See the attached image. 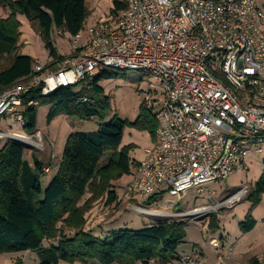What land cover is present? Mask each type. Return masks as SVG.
<instances>
[{
    "label": "built area",
    "instance_id": "2783aa9c",
    "mask_svg": "<svg viewBox=\"0 0 264 264\" xmlns=\"http://www.w3.org/2000/svg\"><path fill=\"white\" fill-rule=\"evenodd\" d=\"M125 2L118 14L71 37L72 56L56 70L34 66L22 85L0 93V143L27 141L12 130H24V111L39 104L25 98L30 93L47 97L101 70L141 72L161 88L164 100L155 114L156 142L144 151L119 202H130L127 209L150 218L171 216L162 203L161 210L153 211L131 202L152 206L165 195L203 192L208 185L226 181L235 170L240 172L252 152L263 153L264 10L260 0ZM210 245L217 255L224 249L217 238ZM231 252L226 247L218 261ZM165 264H208V260L193 249Z\"/></svg>",
    "mask_w": 264,
    "mask_h": 264
},
{
    "label": "trees",
    "instance_id": "16d2710c",
    "mask_svg": "<svg viewBox=\"0 0 264 264\" xmlns=\"http://www.w3.org/2000/svg\"><path fill=\"white\" fill-rule=\"evenodd\" d=\"M0 8L8 12L6 19H0V58L10 57L8 67L0 68V93L27 81L36 64L30 56L18 53L22 27L18 16L25 17L39 34L51 58L49 67L56 68L64 57L55 49L53 32L74 37L85 30L90 14L86 0H0ZM125 8L126 2L114 0L112 14ZM118 73L101 70L77 86L60 88L47 97L35 91L25 98L51 107L47 124L62 114L105 121L110 103L99 83ZM24 118V131H37V107L26 108ZM129 125L115 117L95 132L71 133L46 189L41 176L50 171L49 165L35 157L28 161L20 142L1 141L0 255L30 251L37 255L38 264H165L177 255L187 238L185 221L159 220L145 229L115 231L105 238L86 231V216L95 202L106 197L107 207L120 205L115 183L132 175L137 164L129 156L132 146L122 147ZM134 126L156 138L154 115H141ZM87 194L90 197L84 200ZM263 195L264 171L246 198L252 209L261 204ZM256 225L248 213L239 229L247 234ZM218 227L213 216L209 228Z\"/></svg>",
    "mask_w": 264,
    "mask_h": 264
},
{
    "label": "rangeland",
    "instance_id": "374dc122",
    "mask_svg": "<svg viewBox=\"0 0 264 264\" xmlns=\"http://www.w3.org/2000/svg\"><path fill=\"white\" fill-rule=\"evenodd\" d=\"M114 0H87L90 11L89 18L85 24V30L99 22L101 19L109 18L113 10ZM126 1V0H119ZM260 7L264 10V0H260ZM8 12L0 8V19H6ZM21 16H18V19ZM21 36L19 38V51L22 55L30 56L36 64L44 69L54 71L56 68L49 67L51 60L49 52L45 49L43 40L29 21L21 18ZM52 41L58 54L64 58L72 56L71 36L54 31ZM10 57L0 58V68L8 67ZM119 75L109 80H103L99 86L104 90V94L109 99V111L105 121L98 118L81 120L77 117H69L65 114L56 117L50 124H47V114L50 106L39 104L37 106V131L27 133L24 130L13 129L12 132L21 134L27 141L21 143L25 148L26 159L32 162L33 158L49 165L50 171H46L41 176V183L46 189L50 179L54 176L60 163L64 145L67 137L74 132H95L100 124H107L117 117L122 121H127L130 125L124 131L122 147L132 146L129 156L132 162L140 161L146 149L152 148L156 142L155 137L148 131L134 126L139 117L154 115L162 106L164 97L161 88L149 77H143L138 71L119 72ZM22 85L21 82L16 84ZM15 86V85H14ZM150 99L154 101L153 106H149ZM4 130L7 131L6 122H2ZM43 145V146H42ZM264 171V148L263 153L252 152L246 159V165L238 172L234 171L226 181L211 184L205 187L203 192L190 191L186 195H165L154 205L149 206L139 200L131 202L136 206L153 211L161 210L160 204L171 214L169 217L150 218L144 214L127 209L130 202L121 203L118 207H107L106 197L94 203L92 210L87 214V225L98 219L100 224H104L106 231L99 229L97 235L101 238L107 237L108 233L120 230L139 231L151 226L159 220L185 221L187 238L185 243L178 249L177 254H188L194 248L201 250L208 260V264H252L258 261L264 264V201L256 210L255 218L258 219L256 228L247 234L240 231L239 225L244 221L248 213H253L252 204L246 200L249 192L254 187L256 181ZM130 180L129 175L123 176L115 183L116 190L123 197V187ZM87 194L84 200L89 198ZM209 208L208 212L192 215L196 209ZM211 208V209H210ZM192 213V214H191ZM179 214H183L179 216ZM178 215V216H177ZM100 216V218H99ZM215 216L219 227L211 230L209 223ZM253 216V214H252ZM212 238L220 239L224 244L223 251L219 255H224L226 247L231 248V256L224 258L223 262L218 261L217 252L210 245ZM13 256V255H12ZM226 256V255H225ZM23 259H14L0 255V264H38L37 256L34 252L24 253ZM4 258L7 259L4 262Z\"/></svg>",
    "mask_w": 264,
    "mask_h": 264
},
{
    "label": "crops",
    "instance_id": "0c3cea01",
    "mask_svg": "<svg viewBox=\"0 0 264 264\" xmlns=\"http://www.w3.org/2000/svg\"><path fill=\"white\" fill-rule=\"evenodd\" d=\"M87 1V0H86ZM21 18H23L22 16L21 17H19V20H21L22 21V19ZM81 33H83V31L81 32ZM66 35H68V34H66ZM69 36V35H68ZM51 59H49L48 61H50ZM144 157H145V154L143 153V156H142V158L140 159V161H142L143 159H144ZM140 161H137L136 163H138V162H140ZM135 168V167H134ZM134 168H133V171H132V173H134ZM130 176V180H131V175H129ZM129 180V181H130ZM128 181V182H129ZM117 185L119 186V183H117ZM117 194H118V197L120 196V193H118V191H117ZM263 201H264V195H263V197H262V201H261V204H260V206L262 205V203H263ZM259 206V207H260ZM259 207H257V209L259 208ZM257 209H252V211H253V217L255 218L256 216H255V214H256V210ZM99 218H100V216H99ZM256 219V218H255ZM256 220H258V219H256ZM98 221H100L99 219L96 221L95 220V222H91L89 225H87L86 226V231H92L94 234H96L97 235V230H99V227H103L102 229L103 230H105V228H104V224H100ZM258 222L259 221H257V225H258ZM256 225V226H257ZM256 228V227H255ZM106 231V230H105ZM194 249H196V248H194ZM201 251V250H200ZM202 252V251H201ZM27 253V252H26ZM203 253V252H202ZM224 254H226L225 252H224ZM6 255H8L9 257H11V262L14 260V259H23V257L22 256H24V253H17V254H5V255H2V256H4V257H6ZM13 255V256H12ZM36 255V254H35ZM37 256V255H36ZM7 259H5L4 258V262L6 261ZM59 264H68V263H64V262H60ZM76 264H80V263H76ZM93 264V263H92ZM94 264H98V263H95L94 262ZM140 264V263H139ZM230 264V263H229Z\"/></svg>",
    "mask_w": 264,
    "mask_h": 264
},
{
    "label": "bare ground",
    "instance_id": "6f19581e",
    "mask_svg": "<svg viewBox=\"0 0 264 264\" xmlns=\"http://www.w3.org/2000/svg\"><path fill=\"white\" fill-rule=\"evenodd\" d=\"M201 212H208V210H206V211H201ZM197 213H199V212H197ZM194 214H196V212L194 213ZM163 216H167V214H165V215H163ZM170 216V215H169Z\"/></svg>",
    "mask_w": 264,
    "mask_h": 264
}]
</instances>
